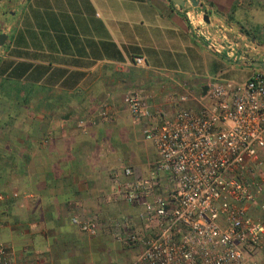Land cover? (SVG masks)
Instances as JSON below:
<instances>
[{"label":"crops","instance_id":"crops-1","mask_svg":"<svg viewBox=\"0 0 264 264\" xmlns=\"http://www.w3.org/2000/svg\"><path fill=\"white\" fill-rule=\"evenodd\" d=\"M197 1L0 0V243L15 260H36L24 250L38 229L109 200L111 169L98 151L109 131L96 113L102 101L116 120L132 89L168 115L176 109L170 93L184 83L198 93L217 71L187 77L206 60L221 69L233 63L191 31L204 14L209 21L199 26L215 44L253 48L239 25L251 0ZM136 56L145 65H134Z\"/></svg>","mask_w":264,"mask_h":264},{"label":"built area","instance_id":"built-area-1","mask_svg":"<svg viewBox=\"0 0 264 264\" xmlns=\"http://www.w3.org/2000/svg\"><path fill=\"white\" fill-rule=\"evenodd\" d=\"M193 23L191 31L207 48L225 50L252 69L241 83L208 79L204 94L184 83L167 96L176 105L171 115L154 108L142 89L123 95L130 123L142 126L156 159L146 173L129 165L111 169L109 198L135 213L114 220L110 233L138 248L129 264H258L264 250V52L215 44L199 26L203 18ZM133 64L145 65L144 58L134 57ZM111 105L99 104V120L113 119ZM77 126L86 133L84 119ZM69 223L88 236L100 229L96 213H74ZM12 253L0 243V264H40L18 262Z\"/></svg>","mask_w":264,"mask_h":264},{"label":"rangeland","instance_id":"rangeland-1","mask_svg":"<svg viewBox=\"0 0 264 264\" xmlns=\"http://www.w3.org/2000/svg\"><path fill=\"white\" fill-rule=\"evenodd\" d=\"M248 1L242 0L241 4H248ZM242 15L239 25L244 30L245 43L252 41L253 47L264 52V0L249 1ZM206 61V65L200 66L202 71L198 75L187 77L190 82L197 77L207 78L208 71L212 75L217 71L210 78L233 83L243 82L250 74V67L242 66L239 62L225 61V66L221 69L219 66L215 67L213 61ZM120 110L119 119L101 123L102 126L109 127V131L103 132V138L99 140V156L106 161L108 170L129 165L146 173L156 159V150L151 142L144 139L142 126L132 125L125 108L122 106ZM104 203L99 211L85 209L79 213L98 215L100 229L97 235L88 236L80 232L69 223L71 213H67L63 215V220L53 221L38 229L39 237L35 236L30 243H25L28 244L24 250L25 257L39 259L42 264H129L136 257L138 248L114 240L110 228L114 220L134 215L135 209L120 199L109 198ZM258 264H264V250L259 254Z\"/></svg>","mask_w":264,"mask_h":264},{"label":"water","instance_id":"water-1","mask_svg":"<svg viewBox=\"0 0 264 264\" xmlns=\"http://www.w3.org/2000/svg\"><path fill=\"white\" fill-rule=\"evenodd\" d=\"M172 2H174L175 4L179 5V6H184L185 3H186V0H171ZM193 6H198L199 5V2L197 0H188ZM203 20L205 22H208V15L207 14H204L203 16ZM6 39V35L5 34H0V44L3 43V41ZM207 47V46H206ZM214 50V49H213ZM215 51V50H214ZM216 52V51H215ZM218 53V52H217ZM252 66L254 67H258V68H261L262 65L260 62H252ZM206 88L207 86L206 85H203L202 86V93L204 94L205 91H206Z\"/></svg>","mask_w":264,"mask_h":264},{"label":"trees","instance_id":"trees-1","mask_svg":"<svg viewBox=\"0 0 264 264\" xmlns=\"http://www.w3.org/2000/svg\"><path fill=\"white\" fill-rule=\"evenodd\" d=\"M243 32H244V30H243ZM246 32V31H245Z\"/></svg>","mask_w":264,"mask_h":264}]
</instances>
